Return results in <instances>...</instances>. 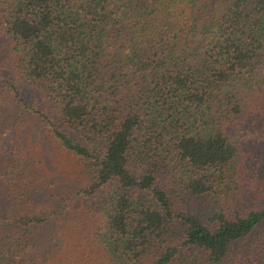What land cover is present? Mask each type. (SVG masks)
I'll use <instances>...</instances> for the list:
<instances>
[{"label":"trees","instance_id":"16d2710c","mask_svg":"<svg viewBox=\"0 0 264 264\" xmlns=\"http://www.w3.org/2000/svg\"><path fill=\"white\" fill-rule=\"evenodd\" d=\"M0 264H264V0H0Z\"/></svg>","mask_w":264,"mask_h":264},{"label":"rangeland","instance_id":"374dc122","mask_svg":"<svg viewBox=\"0 0 264 264\" xmlns=\"http://www.w3.org/2000/svg\"><path fill=\"white\" fill-rule=\"evenodd\" d=\"M31 96H32V99H33V100H39L40 103L44 102L43 99H41V98H36L35 95H34V96L31 95Z\"/></svg>","mask_w":264,"mask_h":264}]
</instances>
